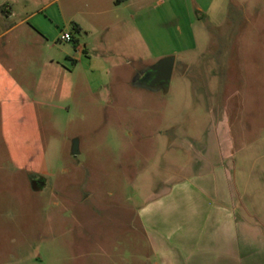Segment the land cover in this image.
Masks as SVG:
<instances>
[{
	"label": "rangeland",
	"instance_id": "rangeland-1",
	"mask_svg": "<svg viewBox=\"0 0 264 264\" xmlns=\"http://www.w3.org/2000/svg\"><path fill=\"white\" fill-rule=\"evenodd\" d=\"M231 1L219 25L207 17L183 25L195 41L183 43L192 47L179 52L167 92L139 87L159 60L129 50L121 71L107 74L102 62L94 79L68 65L63 99L48 98L24 119L0 111L1 262L67 261L75 241L122 244L134 262L153 258L138 216L189 170L200 172L192 157L201 151L212 167L217 146L227 176L264 220V0ZM238 1L246 8L233 5ZM56 45V54L75 51L71 41ZM219 51L228 57L218 83ZM41 170L44 186L30 181ZM253 260L264 264V250Z\"/></svg>",
	"mask_w": 264,
	"mask_h": 264
},
{
	"label": "crops",
	"instance_id": "crops-1",
	"mask_svg": "<svg viewBox=\"0 0 264 264\" xmlns=\"http://www.w3.org/2000/svg\"><path fill=\"white\" fill-rule=\"evenodd\" d=\"M56 1L0 0V111L7 109L8 116L17 117L13 120L24 119L19 117L28 116L33 106L45 105L50 97L63 99L62 77L68 65L72 73L83 71L94 79L92 70L102 62L107 74L113 69L121 71L119 59L131 50L133 58H143L145 51L158 60L174 55L175 69L179 52L192 47L183 43L195 41L194 33L184 31L183 25L191 27L204 17L219 25L228 3H232L68 0L56 6ZM233 5L246 8L245 1ZM63 32L73 35V53L63 49L55 53ZM76 34L83 36L82 43ZM222 51L213 69L218 83L226 70L221 59L228 57ZM139 87L149 88L144 82ZM206 151L192 157L199 173H190L188 168L189 174L173 184L170 195L138 216L153 258L134 262L124 254L122 244L109 242L95 247L75 241L70 260L15 258L11 264H255L257 251L264 250V220L250 208L238 182L227 176L221 149L213 148L216 163L210 168ZM39 173L31 175L30 181L39 179L38 186H44L48 173Z\"/></svg>",
	"mask_w": 264,
	"mask_h": 264
},
{
	"label": "water",
	"instance_id": "water-1",
	"mask_svg": "<svg viewBox=\"0 0 264 264\" xmlns=\"http://www.w3.org/2000/svg\"><path fill=\"white\" fill-rule=\"evenodd\" d=\"M174 63L175 57L173 55L160 59L156 64L146 71L142 79L144 84L149 88H161L167 92L174 69ZM72 153H79L77 142L73 144Z\"/></svg>",
	"mask_w": 264,
	"mask_h": 264
},
{
	"label": "built area",
	"instance_id": "built-area-1",
	"mask_svg": "<svg viewBox=\"0 0 264 264\" xmlns=\"http://www.w3.org/2000/svg\"><path fill=\"white\" fill-rule=\"evenodd\" d=\"M60 39L62 41H72L73 40V35L71 32H63Z\"/></svg>",
	"mask_w": 264,
	"mask_h": 264
},
{
	"label": "flooded vegetation",
	"instance_id": "flooded-vegetation-1",
	"mask_svg": "<svg viewBox=\"0 0 264 264\" xmlns=\"http://www.w3.org/2000/svg\"><path fill=\"white\" fill-rule=\"evenodd\" d=\"M145 74L142 75V77L144 76ZM140 82H143V80H141Z\"/></svg>",
	"mask_w": 264,
	"mask_h": 264
},
{
	"label": "trees",
	"instance_id": "trees-1",
	"mask_svg": "<svg viewBox=\"0 0 264 264\" xmlns=\"http://www.w3.org/2000/svg\"><path fill=\"white\" fill-rule=\"evenodd\" d=\"M75 31H76V32H79V30H78V29H75Z\"/></svg>",
	"mask_w": 264,
	"mask_h": 264
}]
</instances>
